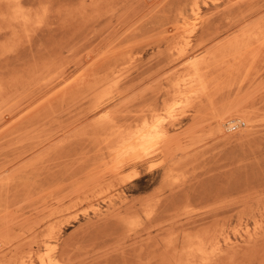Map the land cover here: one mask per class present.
Returning a JSON list of instances; mask_svg holds the SVG:
<instances>
[{
    "label": "rangeland",
    "instance_id": "374dc122",
    "mask_svg": "<svg viewBox=\"0 0 264 264\" xmlns=\"http://www.w3.org/2000/svg\"><path fill=\"white\" fill-rule=\"evenodd\" d=\"M48 260L264 264V0H0V264Z\"/></svg>",
    "mask_w": 264,
    "mask_h": 264
},
{
    "label": "clouds",
    "instance_id": "9594fccd",
    "mask_svg": "<svg viewBox=\"0 0 264 264\" xmlns=\"http://www.w3.org/2000/svg\"><path fill=\"white\" fill-rule=\"evenodd\" d=\"M165 138L166 130L160 122V118L155 117L121 136L119 143L113 149L114 162L119 164L138 154L148 157Z\"/></svg>",
    "mask_w": 264,
    "mask_h": 264
},
{
    "label": "bare ground",
    "instance_id": "6f19581e",
    "mask_svg": "<svg viewBox=\"0 0 264 264\" xmlns=\"http://www.w3.org/2000/svg\"><path fill=\"white\" fill-rule=\"evenodd\" d=\"M140 156H141V155H140ZM48 249H49V248H48ZM56 249H57V248H56ZM52 250H53V249H52ZM48 254H50V256H49ZM48 254H47V256H48V257H51V252H50V253H48ZM47 256H46V257H47ZM48 257H47V259H48ZM49 259H50V258H49ZM51 259H52V257H51ZM54 259H55V258H54ZM48 261H49V260H48ZM53 261H54V260H53ZM49 262L52 264V262H51V261H49ZM58 263H59V261H58Z\"/></svg>",
    "mask_w": 264,
    "mask_h": 264
}]
</instances>
